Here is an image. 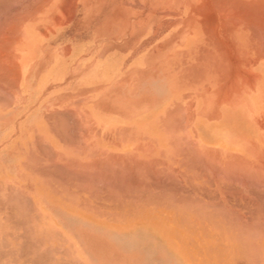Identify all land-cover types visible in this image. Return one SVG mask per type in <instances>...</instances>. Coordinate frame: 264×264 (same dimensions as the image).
I'll list each match as a JSON object with an SVG mask.
<instances>
[{
  "label": "crops",
  "instance_id": "obj_1",
  "mask_svg": "<svg viewBox=\"0 0 264 264\" xmlns=\"http://www.w3.org/2000/svg\"><path fill=\"white\" fill-rule=\"evenodd\" d=\"M79 7L0 0V264H264V87L162 7Z\"/></svg>",
  "mask_w": 264,
  "mask_h": 264
},
{
  "label": "bare ground",
  "instance_id": "obj_2",
  "mask_svg": "<svg viewBox=\"0 0 264 264\" xmlns=\"http://www.w3.org/2000/svg\"><path fill=\"white\" fill-rule=\"evenodd\" d=\"M5 1V0H4ZM213 1V0H212ZM211 1V2H212ZM216 1V0H215ZM220 1V0H219ZM3 2V1H2ZM9 2V1H8ZM46 3V1H45ZM207 3V2H206ZM214 3V2H213ZM223 3V2H221ZM6 4V3H5ZM69 4V3H68ZM215 4V3H214ZM217 4V2H216ZM43 5V4H42ZM59 7V6H58ZM218 7V5H217ZM216 7V8H217ZM66 8V7H65ZM213 8V7H212ZM215 8V9H216ZM219 12L221 13V16L223 18L222 21V30L224 32V36H226L225 38L227 39V42H231L234 41L232 37H235V39L239 38L240 41L237 40V42H235V45L237 44V48H233L232 49V46H230L229 48L233 51V54L234 53H237L236 54V63H232L231 66L233 69H236V71H234V74L235 72L237 73L236 76V81L238 85H241L243 87H264V0H225L224 1V4L220 7V4H219ZM214 9V8H213ZM9 10V9H7ZM207 10V9H206ZM205 10V12H206ZM34 11H35V8H34ZM32 12V11H31ZM36 12V11H35ZM201 12V11H200ZM207 13V12H206ZM203 14V13H201ZM26 15V14H25ZM30 16V15H29ZM28 16V17H29ZM220 16V17H221ZM16 19V18H15ZM19 20V19H18ZM17 20V21H18ZM214 21V20H213ZM16 22V21H14ZM13 22V24H15ZM12 23V22H11ZM215 24H216V21H215ZM7 25H10V24H7ZM203 27V26H202ZM6 28V27H5ZM13 28V27H12ZM13 30V29H12ZM211 30V28H210ZM20 31V30H19ZM15 32V31H14ZM13 32V33H14ZM3 34V33H2ZM205 34V33H204ZM212 34V33H211ZM210 34V36H211ZM223 35V34H222ZM237 37V38H236ZM210 38V37H209ZM211 39V38H210ZM229 39V40H228ZM216 41V40H215ZM213 43V42H212ZM232 44H229V45H233V42H231ZM214 44V43H213ZM234 45V46H235ZM3 48V47H2ZM227 48V47H226ZM225 51V50H224ZM229 52V51H227ZM224 54V53H223ZM1 55V54H0ZM7 55V54H6ZM9 55V54H8ZM235 55V54H234ZM12 56V55H11ZM4 58V57H3ZM10 58V57H9ZM224 58H225V55H224ZM228 58V57H227ZM8 59V58H7ZM6 59V60H7ZM214 60V58H212ZM222 59V58H221ZM5 60V61H6ZM13 60V59H11ZM10 60V61H11ZM213 62V61H212ZM229 64V63H228ZM228 64H225V65H228ZM2 65V64H1ZM6 65L8 66V64L6 63ZM224 66V64H222ZM230 65V64H229ZM228 65V67H229ZM210 66V65H209ZM230 66V67H231ZM14 68V67H13ZM211 68L212 70V67H209V69ZM5 69V68H4ZM214 69V68H213ZM222 69V68H221ZM12 71L14 69H11ZM202 70V69H201ZM200 70V71H201ZM224 71V74L223 75H227L225 73V69H223ZM228 70V69H227ZM4 70H2L3 72ZM209 71V70H208ZM230 70H228L227 72H229ZM1 72V71H0ZM1 72V73H2ZM7 72V71H6ZM209 72H213V71H209ZM5 73V72H3ZM14 73V71H13ZM207 73V72H206ZM214 75H215V72H213ZM217 77L219 76V72H217ZM7 74V73H6ZM15 74V73H14ZM1 75V74H0ZM3 78L5 77V74H3ZM199 75V74H198ZM204 75V74H203ZM209 75V74H207ZM223 75H222V78H223ZM9 76V75H8ZM205 76V75H204ZM213 77V75H211ZM12 77V76H11ZM195 77V76H194ZM209 76H207V79L206 80H209L208 79ZM221 77V74L220 76ZM225 77V76H224ZM9 78V77H7ZM13 78V77H12ZM16 78V77H15ZM10 79V78H9ZM197 79V78H196ZM215 78H212V80H214ZM225 79H228V77L226 76ZM233 79V78H231ZM230 79V80H231ZM1 80V79H0ZM12 80V79H11ZM9 80V81H11ZM195 80V79H194ZM204 80V79H203ZM219 80V79H218ZM221 80V79H220ZM3 81V80H2ZM197 82V81H195ZM194 82V83H195ZM199 82V80H198ZM201 82V81H200ZM204 81H202L203 83ZM209 82V81H208ZM211 82V81H210ZM209 82V83H210ZM213 82V81H212ZM211 82V83H212ZM221 82H224V81H221ZM229 82V81H228ZM15 83V82H14ZM193 83V81H192ZM191 83V84H192ZM225 83V82H224ZM223 83V84H224ZM232 83V82H230ZM215 84V83H214ZM228 84V83H227ZM1 85V84H0ZM229 85V84H228ZM233 85V83L231 84ZM225 86V85H224ZM226 87V86H225ZM227 88V87H226ZM10 89V88H9ZM229 89V88H228ZM234 89V88H233ZM237 89V88H236ZM240 89V88H238ZM251 89V88H250ZM226 90V89H225ZM231 90V89H230ZM253 90V88H252ZM227 91V90H226ZM236 91H239V90H235V93ZM1 92V91H0ZM231 93H232V90H231ZM246 93V92H245ZM239 94V93H238ZM250 97V96H249ZM219 98V97H218ZM221 98V97H220ZM219 98V99H220ZM232 98V97H231ZM239 98V97H238ZM244 98V96H243ZM242 98V99H243ZM218 99V100H219ZM241 99V98H240ZM226 100V99H225ZM229 103V102H228ZM258 104V103H257ZM235 105V104H234ZM241 106V105H240ZM231 109V108H230ZM264 112V102L262 103V108L258 109L257 110V116H263L264 113H261ZM238 113V111H237ZM183 118V117H182ZM172 121V120H171ZM185 121V120H183ZM261 132V131H260ZM259 134V133H258ZM261 136V135H260ZM262 137V136H261ZM261 139V138H260ZM181 140V139H180ZM186 141V140H185ZM190 141V140H189ZM192 145V144H191ZM195 147V146H193ZM237 149V148H236ZM195 154V153H194ZM197 157V156H196ZM200 157V156H199ZM231 157V156H230ZM214 159V158H213ZM204 160V159H203ZM208 160V159H207ZM239 161V160H238ZM213 162V161H212ZM254 162V161H253ZM211 163V162H209ZM208 164V163H207ZM141 165V164H140ZM210 165V164H208ZM147 167V166H145ZM124 168V167H123ZM154 168V167H153ZM240 169V168H239ZM123 170V169H122ZM125 170V169H124ZM138 170V169H136ZM198 170V169H197ZM126 171V170H125ZM154 171V170H153ZM244 173H245V169L243 170ZM242 171V172H243ZM115 172V171H114ZM122 172V171H121ZM211 172V171H210ZM49 173V172H47ZM152 173V172H151ZM156 173V172H155ZM153 173V174H155ZM164 173V172H163ZM149 174V173H148ZM146 174V175H148ZM182 174V173H181ZM156 175V174H155ZM165 175V174H164ZM231 175V174H230ZM150 176V175H148ZM162 176V175H161ZM217 176V174H216ZM153 177V176H152ZM157 177V175H156ZM221 177V176H220ZM150 178V177H149ZM167 178V177H166ZM58 179V178H57ZM224 179V178H223ZM119 180V179H118ZM159 183V182H158ZM59 185V184H58ZM128 185V184H127ZM257 185V184H255ZM193 186V185H192ZM62 187V185H61ZM121 187V186H120ZM191 187V186H190ZM231 187V186H230ZM239 187V186H238ZM255 187V186H254ZM205 188V187H203ZM256 188V187H255ZM129 189V188H128ZM120 190V188H119ZM127 190V189H126ZM248 190V189H247ZM207 191V190H206ZM226 191V190H225ZM260 191V190H259ZM142 192V191H140ZM155 192V191H154ZM153 192V193H154ZM162 192V191H161ZM218 192V191H217ZM227 192V191H226ZM251 192V191H250ZM253 192V191H252ZM257 192V191H255ZM261 192V191H260ZM205 194V193H204ZM224 194V192H223ZM238 194V193H237ZM246 194H247V191H246ZM253 194V193H251ZM259 194V193H258ZM188 195V194H187ZM190 195V193H189ZM244 195V194H243ZM18 196V195H17ZM169 196V195H168ZM245 196V195H244ZM263 196V195H262ZM149 197V196H148ZM222 198V197H221ZM245 198V197H244ZM243 198V199H244ZM254 198V197H253ZM139 199V198H138ZM248 199V197H247ZM249 200V199H248ZM257 200V199H256ZM263 200V199H262ZM197 202V201H196ZM220 202V201H219ZM235 202V201H234ZM245 202V201H244ZM252 202V201H251ZM201 203V202H200ZM247 203V202H246ZM260 203V202H259ZM187 205V204H186ZM209 205V204H208ZM220 205V204H219ZM261 205V204H260ZM259 205V206H260ZM264 206V204H262ZM198 206V205H197ZM243 206V205H242ZM241 206V207H242ZM253 206V205H252ZM257 206V205H256ZM213 207V206H212ZM216 207V206H215ZM246 207V206H245ZM255 207V205H254ZM253 207V208H254ZM227 209V208H226ZM258 209V207H257ZM255 209V210H257ZM216 210V209H215ZM228 210V209H227ZM248 210V209H247ZM253 210V209H252ZM264 210V209H263ZM230 212V211H229ZM263 212V211H262ZM248 213V212H246ZM252 213V212H251ZM256 213V212H255ZM259 213V212H258ZM257 213V215H258ZM243 214V213H242ZM245 214V213H244ZM254 214V213H253ZM262 214V213H261ZM240 216V215H239ZM246 216V215H245ZM248 216V215H247ZM254 216V215H253ZM218 217V216H217ZM243 218V217H242ZM258 218V217H257ZM256 218V219H257ZM240 219V218H239ZM28 222V221H27ZM261 222V221H260ZM227 223V221H226ZM240 223V222H239ZM28 225V224H27ZM231 225V224H230ZM234 226L236 224H233ZM263 225V224H262ZM242 226V225H241ZM244 226V225H243ZM231 227V226H230ZM236 227V226H235ZM262 227V226H261ZM260 227V228H261ZM246 228V227H245ZM258 228V227H257ZM264 228V227H263ZM241 229V228H240ZM257 230V229H256ZM246 232L245 230H242V232ZM248 231V230H247ZM263 231V229H262ZM243 232V234H244ZM253 232L250 233V235L252 234ZM29 236V235H28ZM248 238V237H247ZM28 244V243H27ZM26 246V245H25ZM254 246V245H253ZM251 247V246H250ZM256 247V246H255ZM254 247V248H255ZM27 248V247H26ZM251 249V248H250ZM44 252V251H43ZM247 252V251H246ZM247 255V254H246ZM254 256V255H253ZM252 256V257H253ZM260 257V256H259ZM254 258V257H253ZM256 260V259H255ZM259 260V259H258ZM28 261V260H27ZM257 262V260L255 261ZM35 264V263H34Z\"/></svg>",
  "mask_w": 264,
  "mask_h": 264
},
{
  "label": "rangeland",
  "instance_id": "obj_3",
  "mask_svg": "<svg viewBox=\"0 0 264 264\" xmlns=\"http://www.w3.org/2000/svg\"><path fill=\"white\" fill-rule=\"evenodd\" d=\"M211 1L212 0H78L79 6H86L83 7L86 11H82V7H79L80 11L78 12V20L96 21L106 19V17H110L112 15V13L108 12L109 6H115L116 13L114 19L116 20L144 19L145 17L146 19H150L151 16L149 14V9L154 10V6H157L158 8L162 7V20L165 22H171V26L178 29L180 42L184 41L183 39L187 38L192 39L194 37H204L207 39V43H212L216 42L212 41L215 37L219 38L226 36H224V32L221 26L223 24V19L221 18L223 17L221 16V13L219 12L220 9L218 8L219 4L221 7L224 4L225 0ZM138 7H145V12L139 10ZM205 10L207 13L205 12ZM157 15L159 14L157 13ZM152 17H154V15H152ZM232 38H234L233 40L235 42H237V40L240 41V39L237 37V39H235V37ZM234 41L231 40V42H233V45L228 44L214 46L221 48L222 51L224 50V48L226 50L228 49L229 51L230 46H232V49L237 48V44L235 45ZM207 47L213 46L211 44L209 46L207 45ZM179 53L181 66L187 63V58L184 55L185 51L183 50L182 46H180ZM185 80V75H180V82L182 83Z\"/></svg>",
  "mask_w": 264,
  "mask_h": 264
}]
</instances>
